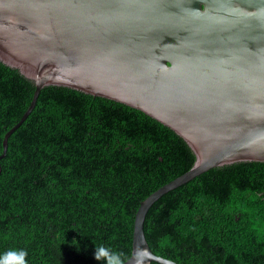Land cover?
<instances>
[{"label": "trees", "instance_id": "obj_1", "mask_svg": "<svg viewBox=\"0 0 264 264\" xmlns=\"http://www.w3.org/2000/svg\"><path fill=\"white\" fill-rule=\"evenodd\" d=\"M34 92L0 61V155ZM195 161L184 139L139 110L45 87L0 160V255L24 249L28 264H105L94 259L102 245L126 262L142 201ZM144 231L156 256L178 264H264V162L217 167L170 191Z\"/></svg>", "mask_w": 264, "mask_h": 264}, {"label": "water", "instance_id": "obj_2", "mask_svg": "<svg viewBox=\"0 0 264 264\" xmlns=\"http://www.w3.org/2000/svg\"><path fill=\"white\" fill-rule=\"evenodd\" d=\"M242 27L264 36V0H0V61L35 86L0 160L45 87L112 100L157 120L184 139L196 161L136 213L125 264L137 249L156 256L144 226L160 198L214 168L264 162V46L256 52L252 38L244 43Z\"/></svg>", "mask_w": 264, "mask_h": 264}, {"label": "clouds", "instance_id": "obj_3", "mask_svg": "<svg viewBox=\"0 0 264 264\" xmlns=\"http://www.w3.org/2000/svg\"><path fill=\"white\" fill-rule=\"evenodd\" d=\"M28 253L24 249H10L0 255V264H28ZM123 253L111 251L109 248L98 245L94 248V259L103 260L105 264H125ZM145 259H154L157 264H172V261L161 256H153L147 250L137 249L130 264H143Z\"/></svg>", "mask_w": 264, "mask_h": 264}, {"label": "flooded vegetation", "instance_id": "obj_4", "mask_svg": "<svg viewBox=\"0 0 264 264\" xmlns=\"http://www.w3.org/2000/svg\"><path fill=\"white\" fill-rule=\"evenodd\" d=\"M245 29L244 33H242L240 35L241 40L245 43L247 42L249 39H253V43L256 45L257 49L256 52H260V50H262L263 52V46H264V36H262V34L260 32H253L252 31V27H242ZM247 45H250L249 43H247ZM236 53V52H234Z\"/></svg>", "mask_w": 264, "mask_h": 264}]
</instances>
